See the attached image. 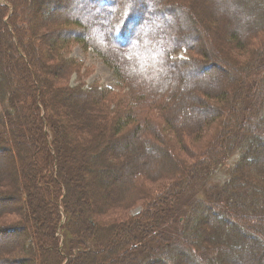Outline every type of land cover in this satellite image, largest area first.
<instances>
[{
    "label": "trees",
    "instance_id": "1",
    "mask_svg": "<svg viewBox=\"0 0 264 264\" xmlns=\"http://www.w3.org/2000/svg\"><path fill=\"white\" fill-rule=\"evenodd\" d=\"M32 1L0 0V105L18 117L31 113L33 130L23 161L13 134L20 141L27 132L17 116L8 126L0 121V153L11 168L0 170L9 191L0 216L18 213L0 226V264H200L197 254L203 264H257L237 262L233 252L243 251L264 260V7L256 3L264 0H75L78 14L44 17L45 35L40 8L66 11L73 0ZM246 2L253 5L242 15L238 4ZM114 18L122 20L115 28ZM254 40L262 48L253 50ZM74 42L103 52L131 93L54 82L66 69L61 48ZM246 48L254 62L241 68L234 49ZM181 50L193 54L180 57ZM154 108L160 117L151 116ZM205 131L211 143L198 155L184 138ZM202 169H215L220 188L207 186L186 204ZM158 179L169 183L155 192L144 182Z\"/></svg>",
    "mask_w": 264,
    "mask_h": 264
},
{
    "label": "rangeland",
    "instance_id": "2",
    "mask_svg": "<svg viewBox=\"0 0 264 264\" xmlns=\"http://www.w3.org/2000/svg\"><path fill=\"white\" fill-rule=\"evenodd\" d=\"M20 1L22 3H24L25 0H20ZM26 1L28 2L29 6H30V4H31V6L34 5V1H32V0H29V1L26 0ZM46 1L49 2V0H45L44 3ZM139 1L141 3L137 1L138 2V5H143L142 4V1L143 0H139ZM12 2H13L12 3V6H13V4H18V0H12ZM118 2L120 4V1H117V3ZM69 3L71 5L70 6V9L69 10H66V11L60 10L57 7L55 9H53L54 7L52 5H47V4H45V9H46V12L45 13H43V12L41 13V8H40V11L38 9L39 15H40V17H38V18H41V20H40L41 26L38 29V31L40 32L39 33L40 35H45L47 33H50L49 30H51V29H48L47 27H49V26L46 25V24H49V23H47L48 20H46L44 18L47 15H49V14L50 15H52V14L53 15L64 14L65 12H66L65 15L66 14L67 15L68 14H71V15L78 14V12L75 11V10L78 9V5H76V1L73 0L72 3L71 2H69ZM256 3L259 4V7H264V6H261L260 5V1H257ZM35 4L37 5V2L36 1H35ZM250 4L251 3H248V2L243 3V4H241V3L238 4V9H239V11L241 12L242 15L248 13V9L247 8L248 7H251L253 5V4L252 5H250ZM16 6L18 7V5H16ZM84 7L85 6H82L80 8H82L83 11H84ZM121 7H122V3H121ZM80 8H79V10L82 11V9H80ZM21 9H22L21 7L17 8L18 13L19 12H22ZM108 9H110V8H108ZM110 10H109V13L111 12ZM112 10H114V8H112ZM115 10L118 12V14L120 12H122V10L120 9V7H118V8L116 7ZM104 11H106V10L103 9L102 12H104ZM0 12H1L0 18H2L4 16V13H3L2 9L0 10ZM6 13H7V11H6ZM6 13H5V15H6ZM133 15H134V13H133ZM114 20H115V18L113 19V23H111V24L115 25L114 28L116 26H118V24L120 22H122V20H120L119 18H117L116 21H114ZM0 22H1V20H0ZM116 22H119V23H116ZM23 25H24V23H23ZM131 25H133V24H131ZM216 25H217L215 27L216 29H218L219 27L221 29V26H220L221 24L219 26H218V24H216ZM52 27L54 29L61 28L62 27V24H59L57 26H52ZM0 28H1V23H0ZM114 28H113L114 35L117 36L118 34L116 33V29H114ZM80 31H83V30L80 29ZM146 32H147V30H146ZM146 32L143 31L142 33H146ZM85 33H87V32H85ZM206 37H203V40H201L199 42L200 45H202V44L205 45L204 44V42H205L204 40H206ZM209 41H210V39L208 40V37H207V42H209ZM39 42H41V41H39ZM258 45L260 46V48H262V46H263L262 42H260V44H259L258 41L254 40V47L253 46H250V45H246V46H250L254 50V48H256ZM41 46H42L43 49L41 47L39 49H40L41 52H44V55H45V51H46V44H45V42H43V44ZM207 47H208V45H207ZM211 47L212 46L209 43L208 49L211 50L212 49ZM95 48H96V46L93 45V44H91V43H89V45L86 46V45H83L81 43H76V42L71 43L69 45V47H67V48L62 47L61 48V52H60V56H59V60L62 61V62H65L66 69L65 70H60V73H61V71H62V73L61 74L59 73L60 75H58V77H54V82H56L57 84H65V83H67V84H72V85H84V86H88V85H92V84H94V85L98 84V85H100L102 87H110V88H112L113 91H114V93H115V95H117L119 92H122V93L125 92L127 94H130L131 93V90L129 89V87L126 86L124 88V90L120 88L119 83H118V79H117V76H116V72L114 71V69L112 68V66H110V64L106 60V58L107 59H109V58L103 52H98L97 49H95ZM229 48H232V47L230 45H228V44H224V48H223L224 51H226V49H229ZM241 48H243V47H241ZM240 49H234V50H237L238 52H237V57H234L233 56V58L239 61L240 64H238V65L241 68L243 66H246L245 63H247V62H250L249 63V66H250L254 62L253 61V55L251 57V54H250V49L248 50V48H246V51H244L243 53H239L240 52ZM190 51L191 50H181L178 53V55L180 57H185V56H188V54L192 53ZM72 60L76 64H74ZM49 62L52 63L53 65H56L58 63L57 60H56V57L55 58L54 57L51 58ZM215 69L218 70L216 67H215ZM248 71H249V69H248ZM252 71L254 72L256 70H252ZM252 71L250 70L249 73H251L252 76H253L254 73ZM208 72H210V71H208ZM122 73H124L123 70H122ZM201 74H202V71L200 72V74H199L198 77L203 76V74L202 75ZM254 79L256 80V76L254 77ZM252 81H254V80H252ZM256 84L257 83H255L254 86H256ZM9 109L10 108H8L7 106H4L3 104L0 105V121H1V118L4 119L7 126H8L7 121L8 122L12 121L13 118H15L19 114L18 112H17V115L11 114L10 111H9ZM45 111H46V113H48V110H45ZM27 113L29 114V117H30V115H32L29 112H27ZM160 113L161 112L159 110H156L154 108L151 111V116L153 118H158V117L161 116ZM28 114H22L19 117L17 116V118L15 119V122L16 123L18 122L20 128L22 130H24V131L27 132V134L24 133V139H20V141H22L23 143L19 141L17 134H13L14 139L16 138V145L17 144H22L24 146V150L23 151H20L19 147L17 148L18 149L19 156L21 155V157H22V159L21 158L20 159L23 160V161L26 158H28V156L30 154V150H31L30 143H32L31 141L28 140L30 137L27 138V136H31L32 135V131H33L32 128L28 125V123H26V118L28 117ZM45 127H46V125H45ZM11 129H13V128L11 127ZM218 130H219V128H218ZM47 131L49 132L50 139H51L52 138V135H51V132H50L49 128H47ZM212 132H214V131H212ZM94 135H95V137H97L98 136V133L97 134L95 133ZM94 139L96 140L98 138H94ZM23 140H25V141H23ZM71 141H73V139L65 140V142L68 143L67 148L69 150H72ZM209 141H210V134L207 133L206 131L204 133H202L198 137L186 135L185 138H184V142L186 143V145L189 148H195L196 153L198 155H201L200 149H202L204 146H206L207 143H211ZM10 143H12V142H10ZM3 144L7 145L8 144V141H3ZM84 149L85 148L82 149V151H83L82 154L86 153V150H84ZM74 150L76 151V150H78V148H75L74 147ZM60 151H62V150L60 149ZM62 153L60 152L59 154H62ZM57 157H58V155H57ZM186 157L188 158V160L194 159V158L190 157L189 155H187ZM20 159H18V161H17V163H19V164H21L23 162V161L20 162ZM58 160L60 161V158H58ZM212 167L213 166H210V168H212ZM22 168H23V163H22ZM215 169L217 171V168H215ZM215 169L211 173L208 172V171L205 173L203 171V169H202V172H203L202 173V175H203L202 178L204 180H202L203 182H201L200 185H198L197 188H195L194 190H192L193 193H190V191H188L189 193L186 192V194H190V195L192 194L190 196V198H188V201L186 202V204L188 202L191 203L195 199L196 196H198V197L203 196V194L206 193L205 192V188L207 186H219L218 188H220V185L218 184V183H220V179H219V176L216 173H214ZM0 170H2V171H11L10 161H9L8 157L6 156V153H0ZM24 173H25V171H24ZM218 173L221 176V174H220L219 171H218ZM22 175H24V178H25V174L22 173ZM202 175L200 174V175L194 176L190 180L191 181L198 180L200 182V177ZM4 179H5V177H3L1 179V181H0V199L3 198L7 193H9V191H7L5 189L4 185H1V184H4L2 182L6 181ZM144 182H146V184L148 185L149 188L153 189V192H155L156 190H159L164 185V183H166V184L169 183L168 180H165V179L146 180ZM77 187L78 188H81L83 190H87L88 183H86V182H80L79 185H77ZM208 189H209V187H208ZM36 192H39V191H36ZM40 194L39 195L44 199V197H43L44 194H42V192H40ZM28 198H30V202H33L31 204L34 205V196H33V194H31ZM142 203H143V201H140L138 203L139 204L138 206H135L133 208H130L127 213H129V214L131 213L132 215L135 214V213H137L140 210V206H141ZM41 204H43V203L41 202ZM43 206L46 209L49 208V206L46 205V204H43ZM30 207H33V206L30 205ZM70 207H71V205L69 206V208ZM180 208H181L180 204H178L175 207L176 210L177 209L178 210H181ZM44 211H45V209L43 208V212ZM39 212H41V209L40 208H39ZM181 214H183V213H181ZM9 215L10 216H8L7 218L6 217H3V216H0V226H5V225L8 224V222H14V221L16 222V221H18V213L17 214L12 213V214H9ZM19 219L22 220L21 217H19ZM154 224H155V222H154ZM152 228L149 227V229H151V230H152ZM244 239L249 240L246 236H244ZM150 241H152V240H150ZM148 245H149L148 242L147 243L145 242L143 244L142 248H141V251H145L146 248L148 247ZM158 249H159V252L162 251V249L160 247ZM242 253H244V255L243 254L242 255H239L238 253H234L233 252L232 256L235 258V260L237 262L241 261V258L242 257H244V260H245V258L247 259V258L251 257L253 260L255 258V261H256L257 264H264V260L258 259L257 258L258 255L256 253H253V255H255V256H249L248 253H247V251H243ZM258 254H259V251H258ZM136 258L137 259H140L141 257L136 256ZM197 260H198V262L200 264H203L202 263L203 261L199 257L198 254H197ZM258 260H260V261H258ZM170 264H172V263L170 262Z\"/></svg>",
    "mask_w": 264,
    "mask_h": 264
}]
</instances>
